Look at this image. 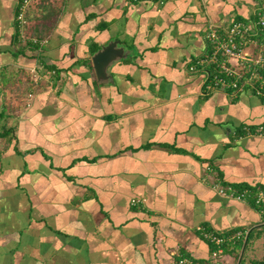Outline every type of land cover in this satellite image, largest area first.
Instances as JSON below:
<instances>
[{"label": "crops", "instance_id": "1", "mask_svg": "<svg viewBox=\"0 0 264 264\" xmlns=\"http://www.w3.org/2000/svg\"><path fill=\"white\" fill-rule=\"evenodd\" d=\"M21 1L0 0V264L209 263L202 228L264 224L252 198L214 187L264 188V135L240 133L264 98L208 91L190 69L210 24L264 0H46L59 14L37 50L20 49L34 33L18 35ZM113 39L128 53L100 80L92 55Z\"/></svg>", "mask_w": 264, "mask_h": 264}, {"label": "built area", "instance_id": "2", "mask_svg": "<svg viewBox=\"0 0 264 264\" xmlns=\"http://www.w3.org/2000/svg\"><path fill=\"white\" fill-rule=\"evenodd\" d=\"M31 1L22 0L19 6L17 19L22 24V28L27 22L26 12ZM33 38L36 40L35 37ZM207 38L211 43L210 51L190 65L191 70L200 69L204 73L206 90L211 91L221 87L240 92L251 88L264 98V4H260L257 8L253 19H237L227 27L210 24ZM244 127L246 135H264V122L255 125L254 129L250 125ZM214 187L219 193L228 197L241 200L252 198L264 217V188L238 189L231 183L223 184L219 180L214 183ZM140 200L138 197L132 198L133 203ZM202 231L204 237L216 246L211 261L204 263L180 252L177 264H223L225 245L234 247L238 239L247 233L246 230H237L226 234L205 227Z\"/></svg>", "mask_w": 264, "mask_h": 264}, {"label": "trees", "instance_id": "3", "mask_svg": "<svg viewBox=\"0 0 264 264\" xmlns=\"http://www.w3.org/2000/svg\"><path fill=\"white\" fill-rule=\"evenodd\" d=\"M22 2V1H21ZM46 2V0H40V4L44 5ZM48 5H44L43 6V9L41 11V14L39 15V17L36 19V21L33 23L30 24V21L28 19V15L26 14V20L27 22H25L23 24L24 28L25 26H27V30H32L34 33L31 34V35H28V37H25L24 42L21 41V48L20 49H24L25 47H29L33 50H37L38 48H40L42 45L41 41L43 39H46L48 37V35L50 34V31L52 30L53 28V25L56 21V18H57V15L59 14H55L53 15V13L55 12L54 9H51L52 8V4L51 1H48ZM20 6V4H19ZM19 9V8H18ZM48 9V10H47ZM56 13V12H55ZM48 18H50L51 20H48ZM49 25V26H48ZM17 26H18V35L19 37L22 35L21 31H22V24L19 22V20L17 19ZM20 31V32H19ZM30 36V37H29ZM36 38V40H34V38ZM210 51V50H209ZM252 129H254L255 125H250ZM244 132V133H243ZM246 130H242L240 133H243L245 134ZM222 182V181H221ZM223 184H226V182H222ZM232 184V183H231ZM235 187H237L238 189H242V188H252L253 190H258L259 188L258 187H242V186H237L235 184H233ZM262 188V187H261ZM254 202V201H253ZM255 204V203H254ZM264 224H262L261 226H258L256 227L255 229H252L250 231L246 230L247 233L244 237L238 239V241L236 242V248L234 249V253L236 256H240V253L243 249V246L245 245V249H244V252L245 250L248 249V247L250 246V243H251V240L257 235L258 233V230L261 229V227L263 226ZM239 229H234V230H230L228 232H225L226 234H229V233H233L235 231H237ZM243 230V229H241ZM244 231V230H243ZM218 232V231H217ZM221 233V232H220ZM205 238V237H204ZM207 239V238H206ZM208 240V239H207ZM209 241V240H208ZM210 242V241H209ZM212 243V242H211ZM213 244V250L216 248V246ZM233 247H230L229 245H225L224 247V252L226 253L227 251H229V249H232ZM212 250V251H213ZM184 254V253H183ZM179 258V256H178ZM245 256L243 254L242 256V259L240 261V264H242L244 261H245ZM249 263L250 264H264V256L262 257H259V258H250L249 259Z\"/></svg>", "mask_w": 264, "mask_h": 264}, {"label": "water", "instance_id": "4", "mask_svg": "<svg viewBox=\"0 0 264 264\" xmlns=\"http://www.w3.org/2000/svg\"><path fill=\"white\" fill-rule=\"evenodd\" d=\"M120 39L110 40L106 44H102L92 55V60L96 74L100 80L108 77V67L116 60L127 55V49L123 45H119ZM245 245L241 251L239 262L240 263Z\"/></svg>", "mask_w": 264, "mask_h": 264}, {"label": "rangeland", "instance_id": "5", "mask_svg": "<svg viewBox=\"0 0 264 264\" xmlns=\"http://www.w3.org/2000/svg\"><path fill=\"white\" fill-rule=\"evenodd\" d=\"M243 254L246 260L242 264H250V258H259L264 256V225L258 230L257 235L251 240L250 246ZM239 257L235 255L233 264H238Z\"/></svg>", "mask_w": 264, "mask_h": 264}]
</instances>
